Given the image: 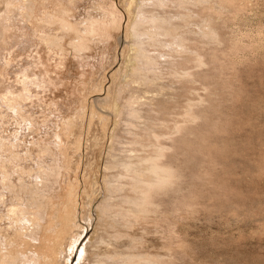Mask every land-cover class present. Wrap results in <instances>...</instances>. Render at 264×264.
Returning a JSON list of instances; mask_svg holds the SVG:
<instances>
[{"label":"rangeland","instance_id":"374dc122","mask_svg":"<svg viewBox=\"0 0 264 264\" xmlns=\"http://www.w3.org/2000/svg\"><path fill=\"white\" fill-rule=\"evenodd\" d=\"M7 1L0 0V13L7 9ZM111 2L118 6L122 19L116 15L110 24H99L100 33L92 38L89 49L80 58L70 54L64 68L55 76L54 85L48 87L43 85L45 70L37 61L34 40L29 35L34 28H29L18 12L11 17L14 35L4 33L0 26V122H3L0 135L8 138L10 144L18 139L19 150L32 147L30 143L39 139L46 144L53 140V146L65 151L60 156L66 169L53 172L46 186L50 193L60 190L63 195L72 190L69 181L76 188L73 199L68 198L74 202L71 214L75 221L68 225L66 218L58 221L62 228L52 236L50 248L43 240V229L30 236L14 237L26 242L24 249L34 253L40 264H52L49 255L54 264H94L98 257L105 259L104 264H120L118 254H151L163 257L170 264H264V0H209L208 4L205 2L208 6L202 2L188 9L171 6L164 12L160 9L159 13L164 15L177 10L188 13L196 20L194 23L211 19L216 29L214 42L199 35H187H191L192 47L199 44L196 47L204 58V66L199 69L201 76L196 75L201 80L177 82L164 73L157 83L125 87L118 98L123 109L117 123L102 101L107 94L113 96V81L122 53L126 52L127 20L123 7L126 4L123 5L124 0H75L70 18H84L96 10L98 3L105 9ZM219 2L225 4L218 8ZM66 38L64 44L69 49ZM184 58L187 61L178 57L181 64L195 73L194 54L188 53ZM163 65L160 63L165 68ZM5 70L7 75H3ZM25 80L42 83L31 87L32 96L23 101L21 116L14 108H18L17 101L4 100V96L14 91L25 92ZM160 87L163 93L156 96ZM130 94L140 99L138 107L143 118L157 120L154 112H161L160 118L168 122L170 130L174 128V120H183L181 115L187 104H195L203 113L197 121L188 119L181 135L191 143L202 137L204 148L198 149L192 143L183 153L176 145L172 148L170 140L158 136L160 141L155 145L169 146L167 159L170 156L173 167L179 171L168 193H160L155 206L144 214L128 212L120 216L116 208L101 213L98 207L107 198L105 176L109 173L106 164L110 140L114 138L118 142L115 147L119 148V143L124 145L134 136L143 135L142 126L137 128L122 122L124 116L129 119L124 106ZM170 95L174 100L167 98ZM152 103L158 105L155 111ZM5 112L6 117H2ZM170 114L176 118L171 119ZM68 120H72L69 130L63 125ZM149 134V139L144 141L147 137L143 136L139 142H153L152 131ZM230 139L234 142L229 143ZM116 148L114 151L119 150ZM33 151L38 160L39 146L35 145ZM258 151L262 155H257ZM48 163L53 161L49 159ZM34 166L38 164L34 162ZM38 176L39 170L32 172L33 179ZM122 182L126 186L120 195L116 194L113 204H121V196L131 195L127 180ZM29 197L28 193L27 203ZM5 210V204L0 203V213ZM3 233L0 230V239H4ZM36 250L48 253L40 258ZM109 255H114V259H107Z\"/></svg>","mask_w":264,"mask_h":264},{"label":"bare ground","instance_id":"6f19581e","mask_svg":"<svg viewBox=\"0 0 264 264\" xmlns=\"http://www.w3.org/2000/svg\"><path fill=\"white\" fill-rule=\"evenodd\" d=\"M204 1L205 0H124L123 5H126L123 7L127 20L125 31L126 52L122 53V61L120 62V66L116 71V77L113 81V96L111 98V93L107 94L102 101L103 106L112 111L115 117V123H117L119 121L118 119L121 117L123 108L119 106L118 98L125 87L131 86V84L157 83L161 80L164 73H167L170 78L177 82L185 80H190L192 82L195 78L201 80L196 77V75L199 77L201 76L199 69L204 66V58L202 60V55H200V51L196 47L199 44L192 47V41L189 39L191 35L189 37L187 35H199L203 37L204 40L206 38L212 39L213 41V39H215L214 30L216 31V29H213L214 25L210 22L211 19H201L194 23L193 21L196 20H192V17L183 11L177 10L172 14L169 11L164 15L160 14L159 10L161 9L164 12L170 6L177 9H188L189 6L196 4L199 6V3L202 4ZM208 1L209 0H207V2ZM74 2L75 0H8L7 9L4 13H0V26L4 33H8L9 36L14 35L12 28L14 30L15 28L11 22V17L17 12L20 13L23 17L22 19L26 21L29 28H34L33 32L31 31L32 33H29V35H31L34 40L33 45L37 55V61L39 64H42L45 70L42 82L46 87L54 85L53 80L56 78L55 76L59 75L60 71L64 68L70 54L80 58L82 57L81 53L89 49V43L92 38L94 39L100 33L99 24L108 25L111 23V18H114L116 15H122L114 2H111L110 6L105 9L98 3L96 10H90L91 12L87 13L84 18L71 19L70 13L73 11ZM221 2H219L220 4L218 3V8H220V5L225 4ZM206 3L205 5L208 4ZM215 3L217 4V2ZM198 6H194L193 8L197 9L195 7ZM194 9L193 11H195ZM172 10L175 11V9H171V11ZM102 11L105 16H102ZM94 12H96V14H94ZM121 15L119 17L120 19H122ZM37 16H39V18H37ZM174 18L177 20L175 21ZM196 18L197 17H195V19ZM37 22H39V24ZM74 23L76 24L75 27ZM66 37L69 38L70 50L64 44L67 39ZM109 38L110 37L107 36V40H109ZM43 49L44 51H42ZM45 52L47 57H44ZM188 53L194 54L195 56V62L197 63L195 66V73L189 70L188 66L181 64L182 60L180 62L178 59V57L185 59L184 57ZM185 60L187 61V59ZM160 63H163L165 68H162ZM3 75H7V71L4 72ZM89 78L92 81L93 74H91ZM101 82L100 79L98 82L99 87ZM35 83L41 84L34 82V80H25V92L17 93L14 91L8 93L10 97L8 94L4 96V100H9L10 98L17 101L18 108L20 107V109L17 107L14 108L17 109L21 116L24 115L23 101L31 98L33 92L31 87ZM174 87H177V85L175 84ZM156 91H158L156 96H160L163 93L162 88ZM167 98L173 99L174 97L170 95ZM11 101L12 100H10L9 103L10 105H12ZM139 102L140 99H138L135 94H130V96H128L124 109L126 110V117L129 119H125L124 116L123 120L125 121L122 122L137 128L138 126H142L143 135L134 136L133 139L127 140L128 142L124 145L119 143V148L115 147L118 142L115 141L114 138L110 140L109 153L107 154L108 163L106 164V170H108L109 173L107 172L108 175L105 176L107 198L104 200L103 204L98 207L101 213H107L111 209L116 208L120 216H126L128 212L144 214L149 210V207L155 206L159 194L166 192L171 187L174 176L176 177V171L178 170L173 167L172 158L169 156V159H167V149L169 146L167 147L166 144L155 145L160 141L158 136L165 138L167 141L170 140L171 147L174 148V145H176L183 153L187 152V146H191L190 144L192 143L194 144L192 145L197 146L198 149L204 148V144L201 143L203 142L201 141L203 139L202 137L199 138L201 140L195 138L197 141L193 139L191 143L190 139L181 135L186 129V126H188V119L195 121L198 117L200 118L203 113V110L195 108V104L190 102L187 104V107L183 109V114L181 115L183 120H174V128L170 130L168 128V122L160 118L161 112L157 113L155 111V109H158V105L154 103L151 104L158 119L149 120L142 117L140 113L141 110L138 107ZM6 114L7 112L3 113L2 117H6ZM92 115L95 114L93 113ZM172 115L173 114L169 115L171 119L176 118V115L174 117ZM137 122L139 123L137 124ZM71 123L72 120H68L63 122V125L69 130L71 128ZM0 124H3V122H0ZM60 127L61 125L59 128ZM127 127L129 128V126ZM156 128L159 132L155 130ZM138 131L140 132L141 130ZM150 131H152L153 142L150 140L144 142L145 144H143L142 141L139 142V140L143 139V136L147 137L144 138V141L149 139L151 137V134H149ZM129 133L131 135L134 134L131 132ZM173 134H175V136L179 134V137L176 136L177 138H173ZM58 136L60 137V135ZM7 139L8 138L4 137V135H0V153L3 154L0 155V203L6 206V210L0 213V230L4 231V239H0V264H40L41 261L37 259V256H33L35 255L34 253H27L24 249L26 242L24 240H16L14 235L30 236L32 233L37 232V229H43V240L46 246L50 248L53 242L52 236L57 233V229L62 228L58 224V221L63 222L66 218L68 219V221H66L67 225L75 221V216L71 214L74 209V202L68 200V198L70 197V199H73V191H76V188L74 184L69 181L68 185L72 186V190L67 189L68 194L63 195L59 192L60 190L50 193L46 186V182L50 179L53 172L57 171L59 173L63 169H66L64 167L65 160L60 156L64 155L65 151L61 147L57 148L53 146V140H51V144H46L42 139H39L36 142L33 141L30 143L32 147L25 146L24 149L19 150V146L21 145H18V142H16L18 139H14L11 144ZM62 139L61 141H63ZM227 141L229 143L234 142L233 139ZM35 145L40 148L38 160H36L33 155V147ZM137 146H139V149L136 148ZM114 148L119 150L114 151ZM150 148L151 150L147 151ZM261 153V151H258L257 155L264 154ZM49 159L53 161L52 164L48 163ZM244 161L250 163L249 159L245 158ZM34 162L38 164L37 167L34 166ZM37 170H39V176L33 179L32 172ZM180 174L181 173L178 175ZM123 180H127L131 195L125 194L121 196V204H113L112 202L116 194L120 195L126 186L122 182ZM28 193L30 197L27 203L26 197ZM69 214L71 215L69 216ZM5 219H8L7 223L4 222ZM36 251L39 257L48 253V251L44 250ZM118 255L117 259L122 260L120 264H170L163 260V257L151 256V254ZM49 256L51 258V263L54 264L52 256ZM45 257L44 259H47V256ZM114 257V255H109L107 259H114ZM93 263L104 264L105 259L98 257Z\"/></svg>","mask_w":264,"mask_h":264}]
</instances>
